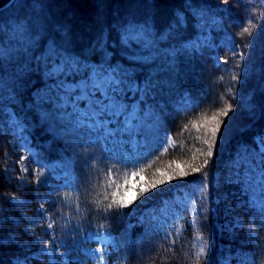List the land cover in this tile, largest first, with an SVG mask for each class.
Returning <instances> with one entry per match:
<instances>
[{"label": "trees", "instance_id": "1", "mask_svg": "<svg viewBox=\"0 0 264 264\" xmlns=\"http://www.w3.org/2000/svg\"><path fill=\"white\" fill-rule=\"evenodd\" d=\"M9 1L0 0V163L13 115L50 172L73 177L72 190L53 195L59 218L81 237H112L91 243L106 264H264V0H15L1 9ZM145 26L148 43L135 41ZM65 60H79V70L57 71ZM106 64L140 85L121 97L134 110L130 127L111 111L90 127L79 120L89 96L103 99L85 81ZM217 123L209 158L204 140ZM242 159L251 173L240 169ZM181 168L189 175L180 178ZM134 173L175 178L145 203L106 214ZM238 187L245 222L226 233L215 197ZM12 208L0 195V218ZM0 238V264H12L22 250L3 231Z\"/></svg>", "mask_w": 264, "mask_h": 264}, {"label": "rangeland", "instance_id": "2", "mask_svg": "<svg viewBox=\"0 0 264 264\" xmlns=\"http://www.w3.org/2000/svg\"><path fill=\"white\" fill-rule=\"evenodd\" d=\"M98 100L100 99L95 95L89 96L85 105L80 109L79 120L86 122L89 127L100 124L102 106L100 108L94 107V104L99 103ZM136 106L137 103H134V107ZM104 130L105 133L112 130L110 117L105 120ZM2 135L6 138V144L5 146L2 144L4 150L1 154L0 175L3 180H0V184L2 183L4 189L5 184H7L8 195L22 197L25 201L24 203L12 204V211L8 213L16 221L9 228L10 235L16 237L21 243L27 242L29 245V247L22 249L23 255L19 257L20 261L24 262V258L27 257L29 264H89L91 262L104 264L101 250L87 244L82 245L76 230H72L56 213L53 195L59 188H72V178L61 176L60 171L50 172L49 163L45 159L42 149L31 143V137L24 133L23 125L13 115L10 117L8 127L2 131ZM24 168H27V171H24ZM5 170H7V182ZM156 175L148 178L146 175L132 174L128 178L129 180L126 179L124 195L128 190L139 192L141 188H151L152 185H157L136 200V202L145 203L154 196L159 187L167 188L172 182L161 184L160 178L163 181H168L170 175L165 173L163 177H161L162 174L157 177ZM37 178L42 183L37 184ZM21 180L27 183V187L22 186V189L19 190L18 185H20ZM153 192L155 193L153 194ZM215 198L223 207L221 228L226 233H233L238 226L237 221L244 224L246 218L247 210L243 209L245 202L243 191L239 190V187L234 191L227 189L225 192L218 193ZM167 204L170 206L171 203L167 202ZM41 205L43 210H41ZM250 220L251 218H249ZM250 223L253 224V221L248 222V224ZM49 225H51L50 228ZM24 229L30 231L25 233ZM63 233L72 235L70 243L62 237ZM105 236L107 234L104 232L91 233L85 239L107 244L109 240L108 237L104 239ZM35 237H39V239L37 240ZM45 246H47L46 249ZM44 254L49 255L48 260H41V262L36 260L37 258L41 259ZM17 257H12V264Z\"/></svg>", "mask_w": 264, "mask_h": 264}, {"label": "snow or ice", "instance_id": "3", "mask_svg": "<svg viewBox=\"0 0 264 264\" xmlns=\"http://www.w3.org/2000/svg\"><path fill=\"white\" fill-rule=\"evenodd\" d=\"M228 0H223L224 4H227ZM176 22L179 25L182 22L181 17L177 16ZM247 31V29H245ZM151 32L147 28V26L142 27L139 29L138 33L135 35V41L137 42H144L148 43V40L146 37H150ZM123 39L132 41L133 37L130 36L127 31L124 34ZM235 54V53H234ZM81 66V62L79 60H76L75 62L65 60L64 66L61 68L60 66H57V71L62 72L64 68L72 69V70H79V67ZM85 68L87 65H83ZM85 84H94L96 85V92L100 93V90H103V99L98 100L99 103L94 104V107L100 108L102 106L103 111L105 114H107L109 111L112 112L113 117L123 116L124 119V125L125 127H130L131 124L135 121V115L134 110L130 109V107L126 104H124L121 100V97H126L129 93L138 94L141 92L140 85L137 81H135L132 77V74L129 73L125 69H117L111 64H106L105 66H98L96 69H93L91 72V75L89 77V80L85 81ZM80 91V89H79ZM146 91V89H145ZM231 110V105L228 106V109L223 111L221 115H227L228 111ZM213 120L217 119L216 116L212 117ZM220 130V124L217 123L215 127L211 129V136L209 139L204 140V143L207 145V156L210 158L213 155V147L216 143V135ZM167 142V138L166 141ZM262 145H264V141H262ZM7 156V153H5ZM209 163L208 159L204 160L203 165L201 167L193 168V172H200L202 167H206ZM240 169L243 170L245 168L248 169L249 173L253 171V169L249 166V162L247 160H241L239 162ZM178 167H180L178 165ZM24 171H27V168L23 169ZM264 170V169H262ZM189 175L188 173L183 172L181 168V176L180 178H183L184 176ZM237 175H240V172L238 171ZM5 176H6V182H7V170H5ZM175 177L169 176L168 181L161 180L160 183H166L171 182L172 179ZM264 179V177H261ZM245 180H247L249 183H251V176L244 177ZM36 183H42V181L37 178ZM24 186L27 187V183L23 180L20 181V185L18 187ZM152 187H157V185H152ZM151 191L150 188H141L139 192H136L134 190H128L125 192V195L122 196L118 201L114 200L112 203H109L106 207V209H103V211L106 214H119L120 208H126L129 205L133 204L140 196L144 195V193ZM0 195H3L4 199L11 204H17V203H24L22 197L16 196V195H8L7 193H2ZM115 195V194H113ZM107 199V197H105ZM115 206V208H114ZM41 210H43V206L41 205ZM261 211L264 212V208L261 207ZM20 215H23V213H20ZM7 222V223H6ZM8 223L15 224L16 221L13 217L9 215H4L2 218H0V231H3L5 235L8 236L9 242L12 244H15L18 249H23L26 247H29L27 242L21 243L20 240H18L16 237L11 236L10 233H8ZM238 226L243 227L242 222L237 221ZM51 225H49V228ZM25 233L30 231L29 229H24ZM35 239H39V237H35ZM104 239H107V236L104 237ZM0 241H2V238H0ZM175 244V241L172 242ZM2 243H0V247H2ZM47 246H45L46 249ZM205 253V249H200V254L203 255ZM15 254V253H14ZM102 255V254H101ZM27 262V257L24 258V264ZM14 264H21V261L19 257L14 261Z\"/></svg>", "mask_w": 264, "mask_h": 264}, {"label": "water", "instance_id": "4", "mask_svg": "<svg viewBox=\"0 0 264 264\" xmlns=\"http://www.w3.org/2000/svg\"><path fill=\"white\" fill-rule=\"evenodd\" d=\"M14 2V0H10L7 4H5L1 9H3V8H5V7H7V6H9L10 4H12Z\"/></svg>", "mask_w": 264, "mask_h": 264}]
</instances>
